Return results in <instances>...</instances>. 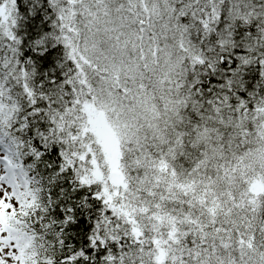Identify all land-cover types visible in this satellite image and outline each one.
<instances>
[{"label": "snow or ice", "instance_id": "snow-or-ice-1", "mask_svg": "<svg viewBox=\"0 0 264 264\" xmlns=\"http://www.w3.org/2000/svg\"><path fill=\"white\" fill-rule=\"evenodd\" d=\"M0 264H264V0H0Z\"/></svg>", "mask_w": 264, "mask_h": 264}]
</instances>
